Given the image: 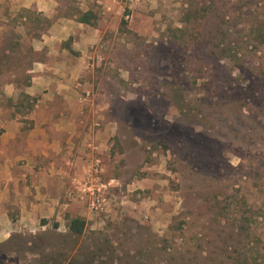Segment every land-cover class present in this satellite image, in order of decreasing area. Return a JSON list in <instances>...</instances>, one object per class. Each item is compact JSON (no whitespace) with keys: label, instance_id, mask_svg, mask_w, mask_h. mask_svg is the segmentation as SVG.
I'll use <instances>...</instances> for the list:
<instances>
[{"label":"rangeland","instance_id":"rangeland-1","mask_svg":"<svg viewBox=\"0 0 264 264\" xmlns=\"http://www.w3.org/2000/svg\"><path fill=\"white\" fill-rule=\"evenodd\" d=\"M119 1L85 81L103 169L79 204L0 242V264H264V0ZM22 13L0 3V84L41 58L43 18Z\"/></svg>","mask_w":264,"mask_h":264},{"label":"crops","instance_id":"crops-1","mask_svg":"<svg viewBox=\"0 0 264 264\" xmlns=\"http://www.w3.org/2000/svg\"><path fill=\"white\" fill-rule=\"evenodd\" d=\"M130 1V8L141 10L156 0ZM0 3L23 12V25L31 23L32 16L49 21L40 35L28 39L31 51L41 58L24 72V82L12 74L0 84V242H4L16 230L68 208L71 200L79 204V192L96 181L97 162L96 170L103 169L106 130L84 118L90 96L85 81L90 61L99 58L103 23L116 19L121 2L77 0L74 12L64 0ZM89 11L103 23L77 22L78 13Z\"/></svg>","mask_w":264,"mask_h":264},{"label":"trees","instance_id":"trees-1","mask_svg":"<svg viewBox=\"0 0 264 264\" xmlns=\"http://www.w3.org/2000/svg\"><path fill=\"white\" fill-rule=\"evenodd\" d=\"M77 22L79 23H85L91 26H97L99 24H102L101 20L94 15L92 12H86V13H78V16L76 18ZM44 24H48L49 21L46 19L41 20ZM85 222L83 219L80 218H73L68 223V231L71 235H81L84 231ZM61 255L59 253H52L49 255L42 254V261L41 264H45L46 262L50 261L51 264H64V260L61 259ZM2 255H0V261L2 260ZM93 261V259H91ZM90 260V261H91ZM88 261V260H87ZM87 263V262H86Z\"/></svg>","mask_w":264,"mask_h":264},{"label":"built area","instance_id":"built-area-1","mask_svg":"<svg viewBox=\"0 0 264 264\" xmlns=\"http://www.w3.org/2000/svg\"><path fill=\"white\" fill-rule=\"evenodd\" d=\"M99 166L98 162L96 167L94 168L95 173L99 171L96 168ZM104 198L101 195H96L94 192L92 193V200L90 203L91 209L97 213L102 212L104 208Z\"/></svg>","mask_w":264,"mask_h":264}]
</instances>
